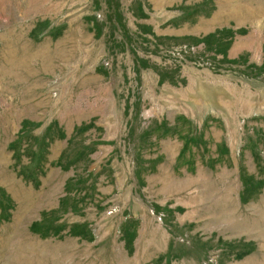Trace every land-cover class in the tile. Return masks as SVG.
I'll use <instances>...</instances> for the list:
<instances>
[{
	"label": "rangeland",
	"instance_id": "1",
	"mask_svg": "<svg viewBox=\"0 0 264 264\" xmlns=\"http://www.w3.org/2000/svg\"><path fill=\"white\" fill-rule=\"evenodd\" d=\"M0 264H264V0H0Z\"/></svg>",
	"mask_w": 264,
	"mask_h": 264
}]
</instances>
